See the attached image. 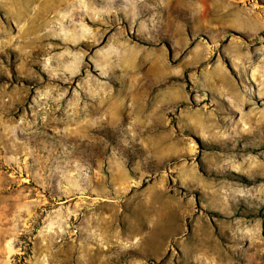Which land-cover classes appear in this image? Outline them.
Segmentation results:
<instances>
[{"label": "rangeland", "instance_id": "rangeland-1", "mask_svg": "<svg viewBox=\"0 0 264 264\" xmlns=\"http://www.w3.org/2000/svg\"><path fill=\"white\" fill-rule=\"evenodd\" d=\"M0 264H264V0H0Z\"/></svg>", "mask_w": 264, "mask_h": 264}, {"label": "bare ground", "instance_id": "bare-ground-1", "mask_svg": "<svg viewBox=\"0 0 264 264\" xmlns=\"http://www.w3.org/2000/svg\"><path fill=\"white\" fill-rule=\"evenodd\" d=\"M86 6V5H85ZM88 7V6H87ZM86 14H89V10L88 9H84Z\"/></svg>", "mask_w": 264, "mask_h": 264}]
</instances>
